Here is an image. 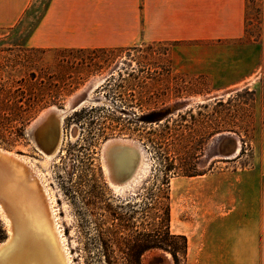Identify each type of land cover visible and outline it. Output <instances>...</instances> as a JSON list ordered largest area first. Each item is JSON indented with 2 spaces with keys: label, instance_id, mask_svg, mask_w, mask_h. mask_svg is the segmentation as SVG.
I'll return each mask as SVG.
<instances>
[{
  "label": "rangeland",
  "instance_id": "obj_1",
  "mask_svg": "<svg viewBox=\"0 0 264 264\" xmlns=\"http://www.w3.org/2000/svg\"><path fill=\"white\" fill-rule=\"evenodd\" d=\"M47 1L33 0L21 22L0 29V148L43 178L71 263L136 264L135 246L157 227V208L165 204L171 234L187 241L203 229L216 231L235 204L233 185L249 174L264 178V0H247V28L238 40L29 49L26 39ZM51 107L64 114L49 152L48 139L30 124ZM225 133L240 144L232 159L221 155ZM113 138L144 150L141 170L124 186L111 185L103 165L102 146ZM10 229L0 212V244ZM139 264L173 261L151 249Z\"/></svg>",
  "mask_w": 264,
  "mask_h": 264
},
{
  "label": "crops",
  "instance_id": "obj_2",
  "mask_svg": "<svg viewBox=\"0 0 264 264\" xmlns=\"http://www.w3.org/2000/svg\"><path fill=\"white\" fill-rule=\"evenodd\" d=\"M32 3L0 0V29L21 22ZM246 4L247 0H48L25 46L43 51L117 50L238 40L247 28ZM259 176L246 175L233 185L235 204L218 218L216 231L203 229L187 236V264H264V178Z\"/></svg>",
  "mask_w": 264,
  "mask_h": 264
},
{
  "label": "bare ground",
  "instance_id": "obj_3",
  "mask_svg": "<svg viewBox=\"0 0 264 264\" xmlns=\"http://www.w3.org/2000/svg\"><path fill=\"white\" fill-rule=\"evenodd\" d=\"M91 83L87 94L98 81ZM75 98L71 97L69 104ZM87 99L84 96L74 108ZM63 112L51 107L30 124L35 136L48 139L45 148L49 152L59 142ZM219 136L223 140L219 146H228V150H222V157H236L238 140L226 133ZM143 151L132 140H107L102 146V160L109 183L114 187L130 183L144 164ZM54 204V196L39 172L23 157L0 148V212L11 228L7 240L0 244V264H72Z\"/></svg>",
  "mask_w": 264,
  "mask_h": 264
},
{
  "label": "trees",
  "instance_id": "obj_4",
  "mask_svg": "<svg viewBox=\"0 0 264 264\" xmlns=\"http://www.w3.org/2000/svg\"><path fill=\"white\" fill-rule=\"evenodd\" d=\"M180 166L184 173H189L187 164L183 163ZM171 168L167 170L170 171ZM167 199V197H165ZM157 209L161 211L159 216V223L157 227L149 230L147 234H143L142 243L135 246L132 256L135 258L136 264H139V256L151 249H157L170 254L173 264H184L187 254V241L182 235L171 234L169 231V207L165 204L163 207L159 206ZM134 249V246H133ZM132 249V250H133ZM138 258V260H137ZM160 259V257H158Z\"/></svg>",
  "mask_w": 264,
  "mask_h": 264
}]
</instances>
